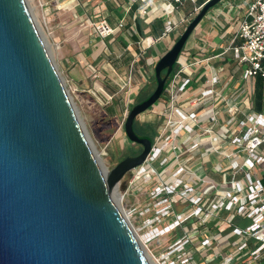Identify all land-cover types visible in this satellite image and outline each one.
<instances>
[{
    "label": "water",
    "instance_id": "1",
    "mask_svg": "<svg viewBox=\"0 0 264 264\" xmlns=\"http://www.w3.org/2000/svg\"><path fill=\"white\" fill-rule=\"evenodd\" d=\"M222 1L206 3L156 63V89L124 124L143 149L108 170L28 3L0 0V264H152L114 194L153 148L136 120L162 100L187 41Z\"/></svg>",
    "mask_w": 264,
    "mask_h": 264
},
{
    "label": "built area",
    "instance_id": "2",
    "mask_svg": "<svg viewBox=\"0 0 264 264\" xmlns=\"http://www.w3.org/2000/svg\"><path fill=\"white\" fill-rule=\"evenodd\" d=\"M165 1L171 12L184 3L197 5L199 2ZM141 2L149 5L151 1ZM201 8L196 6L195 11ZM247 13L235 36V40L240 39L241 42L233 43L227 51H233L244 66V78L264 79V0L249 4ZM94 26L95 33L101 38L111 37L115 31L106 20ZM174 27L175 23L169 21L166 32H172ZM181 64L162 96H167V110L153 138V148L146 163L135 169L139 180L144 178L150 182L158 179L153 198H163L158 204L168 203V206L161 210L153 208L155 215L143 223L145 231H142L140 239L133 227L134 232L147 258L151 261L153 257L157 264H264V111L246 113L236 124L237 129L227 131L218 111L212 110L204 115L195 111V107L203 106L213 94L216 95L213 88L206 89L202 96L191 101L192 110L178 107L179 95L186 92L192 83L191 78L185 75L192 64ZM212 79L213 84L219 82L216 76ZM262 94L264 105V89ZM236 113L234 111L233 114ZM184 135L186 142L191 141L192 144L195 139L197 142L183 147L180 141ZM202 147L206 156L215 153L223 157L225 167L220 169V180L208 181L210 172L204 166L198 169L201 171L198 175L199 171H192L184 164L172 172L169 176L171 181L166 180L163 169L168 164L180 162L184 153ZM179 201L186 204L181 212L174 206ZM153 210L145 208L141 215L147 216ZM242 221L250 222L242 227ZM193 222L195 225L188 227L187 231H180L184 225ZM165 224L164 229L154 227ZM172 230H179L181 236L177 235L174 243L158 257L155 256L151 251L152 242Z\"/></svg>",
    "mask_w": 264,
    "mask_h": 264
},
{
    "label": "crops",
    "instance_id": "3",
    "mask_svg": "<svg viewBox=\"0 0 264 264\" xmlns=\"http://www.w3.org/2000/svg\"><path fill=\"white\" fill-rule=\"evenodd\" d=\"M56 1L60 4L48 10L46 25L54 45H62L60 63L71 90L82 105L92 91L98 101L100 98L95 95L96 91L100 97L122 95L126 102L125 113H122L125 117L137 104L140 95L148 97L154 91L156 63L172 49L200 11H195L198 4L184 3L171 12L165 0H150L149 5L143 4L141 0ZM255 1L224 0L210 9L187 41L175 70L168 78L169 83L181 63L192 64L185 73L192 83L186 92L179 95L177 106L190 111L191 101L202 96L206 89L213 88L216 95L213 94L203 106L195 107V111L201 115L212 110L218 111L224 130L227 131L237 129L236 124L246 113L264 111L261 94L264 79L244 78V66L238 62L233 51H227L233 43L241 42L240 39L235 40L237 28L248 14L249 4ZM103 20L115 28L111 37L101 38L95 33L93 26ZM169 21L175 23V27L167 33ZM121 24L123 27H120ZM215 76L219 79L217 84H213L212 78ZM166 103L167 96L164 95L158 105L138 118L139 122L149 126L148 119L153 115V110L161 111L163 118L167 110ZM234 111L237 113L233 114ZM186 139V135L181 138L180 145L183 147L197 142L195 139L191 144ZM122 149L125 155L127 150ZM182 164L192 171H199L204 166L210 172L208 181L220 180V169L225 167L221 155L214 153L206 156L202 147L184 153L180 162L168 164L163 169L168 181L172 180L169 177L172 172Z\"/></svg>",
    "mask_w": 264,
    "mask_h": 264
},
{
    "label": "rangeland",
    "instance_id": "4",
    "mask_svg": "<svg viewBox=\"0 0 264 264\" xmlns=\"http://www.w3.org/2000/svg\"><path fill=\"white\" fill-rule=\"evenodd\" d=\"M26 2L28 3L34 19H36L39 29L46 40L49 51H51L54 63L59 70L63 83H65L71 99L73 100L81 123L85 131L87 132V135L89 136L93 146L95 147L99 162L102 163L108 170L113 169L117 166L118 162L124 158L122 148L127 150V147H129L128 139L123 127V124L126 120L125 115L122 114L125 113L124 111L126 110L125 100H123L122 95L120 97L115 96L114 98H107L104 96L100 97V93L96 91L95 95L97 96V98H100V101H98L94 98L92 91V94L85 97L86 101L83 102L84 104L82 105L79 102V99L76 98L73 91L71 90L69 83L67 82V75L65 74L64 69L61 66L60 62L63 55L61 51L62 45H54L52 35L50 34L49 28L46 25V13L50 9V7L54 8L60 3L56 0H26ZM93 27L95 30V26ZM155 89L156 84L152 88V91ZM158 104L159 102L155 105ZM153 111V115L149 116L150 119H148V123L149 129H151L150 132L155 136L157 134L156 132L158 131V127H160L163 123V118L160 114L161 111ZM156 166L159 165L156 164ZM136 173L137 170H134L133 172L127 174L118 186V193L115 192L114 195L118 197L117 200H119V202L121 203V208L124 212L129 214L133 212L131 214L132 216L130 215L129 217V221L132 227H134V229L136 230L137 235L140 239L142 237V231H145L143 223L148 217L155 215L153 208L155 210H161L162 207H167L168 203L161 202L160 204H158V201L163 198H153V191L157 186L158 179H156V181L152 180L150 182H147L144 178H141L139 180L136 177ZM166 180L169 179L167 178ZM133 182L134 184L132 185ZM176 199H178V197ZM183 205L186 204L180 201L174 204V206H177V209L180 212L183 211ZM145 208H152L153 211L147 216L141 215V210H144ZM249 222L250 221H242L240 222V224L242 227H246L249 225ZM193 225H195L194 222L188 224V226L184 225V228H180V231H187V228L192 227ZM156 226L164 229L166 224L154 225V227ZM180 231L172 230L163 237L156 238L154 242H152L153 245L151 247V251L154 253V255L158 257V255L162 251H164L168 247V245L174 243V241L177 239V235L181 236ZM147 253L148 257H151V254L149 252ZM151 262L152 264H157L153 257H151Z\"/></svg>",
    "mask_w": 264,
    "mask_h": 264
},
{
    "label": "trees",
    "instance_id": "5",
    "mask_svg": "<svg viewBox=\"0 0 264 264\" xmlns=\"http://www.w3.org/2000/svg\"><path fill=\"white\" fill-rule=\"evenodd\" d=\"M206 2L204 1V0H199V2H198V7H202L204 4H205ZM166 72V71H165ZM165 72L163 73V74H165ZM154 81H155V79H154ZM155 84H156V81H155ZM156 86H157V84H156ZM262 88V87H261ZM261 94H262V90H261ZM149 96V95H148ZM140 98L138 99V102L137 103H140V102H143V101H145V100H147L148 99V97H146V96H144V95H140L139 96ZM262 98V97H261ZM135 130H136V132L139 134V135H141V136H143V135H148L149 136V134H151V129H149V126H147V125H142L140 122H139V120L137 119L136 120V122H135Z\"/></svg>",
    "mask_w": 264,
    "mask_h": 264
},
{
    "label": "flooded vegetation",
    "instance_id": "6",
    "mask_svg": "<svg viewBox=\"0 0 264 264\" xmlns=\"http://www.w3.org/2000/svg\"><path fill=\"white\" fill-rule=\"evenodd\" d=\"M134 106V105H133ZM129 113V112H128ZM129 115V114H128ZM134 130H135V124H134ZM152 134V133H151ZM151 134H149V136L153 139L154 138V135L152 134V136H151ZM141 136V135H140ZM143 136H148V135H143ZM148 136V137H149ZM128 146L129 147H127V151H126V153H125V155H124V158L123 159H125V158H127V157H133V156H137V155H139L140 154V152H141V150L143 149L142 148V146H139V145H136V143H131L129 140H128ZM122 159V160H123ZM121 161V160H120ZM119 161V162H120Z\"/></svg>",
    "mask_w": 264,
    "mask_h": 264
},
{
    "label": "bare ground",
    "instance_id": "7",
    "mask_svg": "<svg viewBox=\"0 0 264 264\" xmlns=\"http://www.w3.org/2000/svg\"><path fill=\"white\" fill-rule=\"evenodd\" d=\"M117 198H118V197L115 195V201L118 203L119 200H117ZM119 203H120V202H119ZM125 214H126L127 216L129 215L128 217H130V214H129V213H126V212H125Z\"/></svg>",
    "mask_w": 264,
    "mask_h": 264
}]
</instances>
